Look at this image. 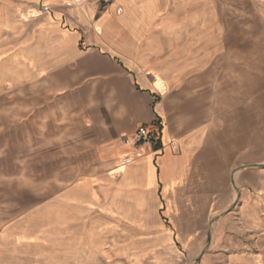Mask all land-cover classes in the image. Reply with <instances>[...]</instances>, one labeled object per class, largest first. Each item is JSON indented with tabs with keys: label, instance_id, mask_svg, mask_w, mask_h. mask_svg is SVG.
<instances>
[{
	"label": "rangeland",
	"instance_id": "1",
	"mask_svg": "<svg viewBox=\"0 0 264 264\" xmlns=\"http://www.w3.org/2000/svg\"><path fill=\"white\" fill-rule=\"evenodd\" d=\"M224 3L228 14L208 15V58L164 96L155 94V101L162 100L174 133L201 130L203 141L208 137L214 148L218 183L208 192L215 205L212 222L222 216L233 221L224 225L233 239L218 245L225 254L253 238L239 219L244 208L235 177L240 169L264 166V20L236 15L237 0ZM219 7L208 0V10L220 13ZM4 55L0 264H200L205 241L189 235L185 209H180L177 227L161 210L165 228L174 232L169 241L140 232L110 206L108 193L124 180L113 178L114 166L98 158L99 129H124L144 113L147 101L135 87L134 73L122 62L86 54L35 76L14 64V49ZM150 124L148 129L156 131L157 122ZM251 192L250 203L262 202ZM206 229V222L196 228L199 235ZM224 254L213 256L212 264H226Z\"/></svg>",
	"mask_w": 264,
	"mask_h": 264
},
{
	"label": "crops",
	"instance_id": "2",
	"mask_svg": "<svg viewBox=\"0 0 264 264\" xmlns=\"http://www.w3.org/2000/svg\"><path fill=\"white\" fill-rule=\"evenodd\" d=\"M212 1L220 6V13L208 10V0H113L107 5L88 0H0V61L12 48L14 64L36 76L38 71L47 75L54 64L90 54L122 62L125 70L134 73L135 87L147 101L144 113L133 117L124 129L116 125L99 129L98 158L105 166H114L113 178L124 180L115 193H108L110 206L119 208L140 232L169 241L174 240V232L165 228L161 210L177 227L182 220L180 209H185L189 235L205 241L200 264H212L213 256L224 254L219 241L233 239L224 231V225L233 222L230 217L212 222L215 205L208 192L218 183L214 148L208 145V137L203 141L201 130L174 133L155 94L164 96L189 76L190 68L208 58V15L228 14L223 11L225 0ZM237 1L236 15L264 20V0ZM156 122L157 147L121 140V135L139 125ZM242 149L238 147L237 158ZM235 181L244 208L239 219L253 238L225 253L226 264H264V166L238 170ZM251 191L262 202L250 203ZM204 222L207 229L199 235L196 228Z\"/></svg>",
	"mask_w": 264,
	"mask_h": 264
},
{
	"label": "built area",
	"instance_id": "3",
	"mask_svg": "<svg viewBox=\"0 0 264 264\" xmlns=\"http://www.w3.org/2000/svg\"><path fill=\"white\" fill-rule=\"evenodd\" d=\"M112 1L113 0H94V3L97 5H107ZM130 139L132 140V145H148L152 148L158 146L155 133L145 125H139Z\"/></svg>",
	"mask_w": 264,
	"mask_h": 264
}]
</instances>
